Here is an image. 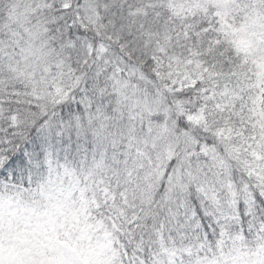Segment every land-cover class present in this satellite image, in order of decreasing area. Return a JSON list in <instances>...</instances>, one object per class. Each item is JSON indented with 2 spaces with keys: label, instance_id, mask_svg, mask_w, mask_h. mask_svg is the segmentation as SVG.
Returning a JSON list of instances; mask_svg holds the SVG:
<instances>
[{
  "label": "snow or ice",
  "instance_id": "snow-or-ice-1",
  "mask_svg": "<svg viewBox=\"0 0 264 264\" xmlns=\"http://www.w3.org/2000/svg\"><path fill=\"white\" fill-rule=\"evenodd\" d=\"M0 264H264V0H0Z\"/></svg>",
  "mask_w": 264,
  "mask_h": 264
}]
</instances>
